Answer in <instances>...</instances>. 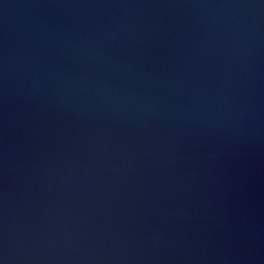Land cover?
Wrapping results in <instances>:
<instances>
[{
    "label": "water",
    "instance_id": "obj_1",
    "mask_svg": "<svg viewBox=\"0 0 264 264\" xmlns=\"http://www.w3.org/2000/svg\"><path fill=\"white\" fill-rule=\"evenodd\" d=\"M0 264H264V0H0Z\"/></svg>",
    "mask_w": 264,
    "mask_h": 264
}]
</instances>
